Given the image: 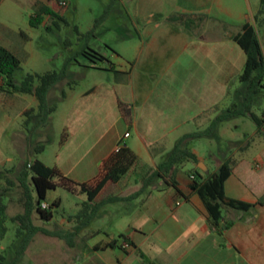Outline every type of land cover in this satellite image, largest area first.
Wrapping results in <instances>:
<instances>
[{
  "label": "crops",
  "instance_id": "0c3cea01",
  "mask_svg": "<svg viewBox=\"0 0 264 264\" xmlns=\"http://www.w3.org/2000/svg\"><path fill=\"white\" fill-rule=\"evenodd\" d=\"M126 1L139 38L132 45L133 54H116L119 69L112 63L86 65L101 74L86 92L75 94L71 87L65 94L73 102L68 105L60 151L49 165L76 182H93L118 146L127 148L136 161L105 186L99 199L136 191L175 142L192 132L184 127L204 126L233 106V94L239 91L233 93V79L240 75L245 55L232 36L243 23L253 22L259 6V0ZM181 15L188 25L178 19ZM230 143V155L223 160L231 158L233 166L224 192L255 205L246 211L223 208L230 225L221 232L211 226L201 198L189 184L195 168L205 177L223 160L213 155L207 159L190 139L186 145L198 161L175 171L177 189L167 175L136 198L102 205L76 235L73 247L38 231L18 264H264V134L256 128L245 140ZM250 146L255 151L244 154ZM212 160L215 165L210 168ZM17 175L9 178L11 185L0 181L7 209L10 204L18 208L8 217L22 211ZM85 199L84 195L82 202ZM80 208L59 220L52 215L47 222L33 215V222L42 221L48 230L70 228ZM123 241L129 245L124 247ZM0 254L13 256L2 242Z\"/></svg>",
  "mask_w": 264,
  "mask_h": 264
},
{
  "label": "rangeland",
  "instance_id": "374dc122",
  "mask_svg": "<svg viewBox=\"0 0 264 264\" xmlns=\"http://www.w3.org/2000/svg\"><path fill=\"white\" fill-rule=\"evenodd\" d=\"M42 1L0 0V45L7 47L20 60L21 68L14 75L16 83L27 73L59 72L68 63L65 79L47 93L49 104H55L56 108L50 114L48 123L36 129L32 137L33 145L41 143L44 146L39 153L30 149L26 138L28 133L22 124L25 119L23 111L36 105L34 96L0 91V170L8 171L7 176L11 179L16 177L24 162L30 158L52 165L66 133L68 105L73 102L65 94L70 92L71 87L75 94L86 92L90 81L100 76L101 72L86 67L90 64L89 59L84 54H77V51L85 46L90 47L105 57V60L98 61V65L109 67L112 63L119 69L120 59L116 54L132 56V45L139 39L132 27V17L126 11L129 1H115L109 14L94 24L110 0H44L61 18L44 16L42 23L32 26L29 17L36 13ZM258 33L264 52V22L258 26ZM236 91L233 94L234 104L243 105L245 90L238 76L233 79V93ZM251 109L258 116H264V89L257 95ZM207 126L196 127L191 124L184 129L194 131ZM254 129L256 125L249 116H237L223 121L211 136L191 140L207 159L213 155L222 161L226 155H230L231 139L235 143L245 140ZM260 130L264 134V123ZM254 151V146H250L244 154L251 155ZM214 163L209 162L210 168ZM0 181L5 184L4 179ZM82 197L84 195L56 187L47 191L44 201L47 204L56 198L61 201L60 206L52 209V215L59 220L63 214L77 209ZM17 211V206L10 204L7 214L10 216ZM6 225L8 229L2 243L6 246V253L13 255L20 241V237L16 236L18 224L7 220Z\"/></svg>",
  "mask_w": 264,
  "mask_h": 264
},
{
  "label": "trees",
  "instance_id": "16d2710c",
  "mask_svg": "<svg viewBox=\"0 0 264 264\" xmlns=\"http://www.w3.org/2000/svg\"><path fill=\"white\" fill-rule=\"evenodd\" d=\"M110 0L104 13L97 19L94 24L103 20L110 12L114 2ZM44 16L61 18L49 4L42 3L39 5L36 13L29 17V23L37 26L42 23ZM183 23L188 25L190 21L183 16L178 17ZM264 22V0H259V6L253 14V22H245L241 25L240 31L232 36V40L244 52L245 59L242 71L238 76L239 82L245 90L244 104H233L232 107L219 111L209 120L208 126L204 129H196L192 132L182 135L174 144L166 157L157 164L141 180V186L134 192L126 196H107L99 199L101 192L110 182H116L136 161L127 148L121 146L114 154L106 160L102 168V175L93 182H76L68 176L62 174L56 167L44 164L37 158L26 160L17 175V184L23 194L22 211L12 217L7 215V205L2 201L0 195V244L7 232V220L17 222L16 236L20 237L18 245L15 247L12 258L7 259L0 254V264H18L20 257L26 250L32 240L33 235L42 231L43 233L57 237L63 240L68 246H74L76 235L95 217L102 205L120 200H130L136 198L145 189L154 184L157 179H163L168 175L169 183L176 189L174 173L186 162L196 163L197 156L186 145L190 139L203 136H211L218 126L225 120L237 116H249L256 125L258 131L263 126L262 116L255 114L251 107L253 106L257 95L264 89V52L260 41L258 26ZM89 34V33H87ZM77 54H84L90 63L97 64L98 61L105 60V57L90 47H83L77 51ZM67 64L61 71H47L44 73H27L19 83L15 82V72L21 68L19 58L7 47L0 45V91L6 93L31 94L36 100V105L28 107L23 111L25 119L23 126L27 130V143L31 150L39 153L44 146L41 143L33 145V134L39 127L48 123L50 114L55 110V104H49L47 99L48 91L57 83L63 81L66 77ZM64 96V92H62ZM35 119L33 122H31ZM154 150V148H150ZM233 160L226 158L219 165L218 169L202 177L198 170L194 169V175L191 176L189 184L190 190L197 193L201 198L208 214L211 226L218 232L227 228L230 222L224 219L222 214L223 208L236 210H249L254 207L255 203L228 197L224 192V182L232 171ZM8 171L0 170V179H4L6 184L11 185L13 182L7 176ZM62 187L74 194H84L86 199L81 202V208L72 217V226L70 228H59L48 230L42 226L33 224V215L47 222L52 218V209L58 207L59 203L54 199L47 208H41V203L45 202L48 190ZM224 221L222 224L221 222ZM146 264H156L147 262Z\"/></svg>",
  "mask_w": 264,
  "mask_h": 264
},
{
  "label": "built area",
  "instance_id": "2783aa9c",
  "mask_svg": "<svg viewBox=\"0 0 264 264\" xmlns=\"http://www.w3.org/2000/svg\"><path fill=\"white\" fill-rule=\"evenodd\" d=\"M63 3H64V2H63ZM262 120L264 121V116H262ZM128 135H129L128 132H125V133H124V137H127ZM120 147H121V146H118L117 150H118ZM47 207H48V205H47L46 202H42V203H41V208H47ZM122 245H123L124 247H127L129 244H128L127 241H123V242H122Z\"/></svg>",
  "mask_w": 264,
  "mask_h": 264
},
{
  "label": "water",
  "instance_id": "95a60500",
  "mask_svg": "<svg viewBox=\"0 0 264 264\" xmlns=\"http://www.w3.org/2000/svg\"><path fill=\"white\" fill-rule=\"evenodd\" d=\"M34 225H39V226H43V227H47V225H45L42 221H39L38 224H36L35 222H33Z\"/></svg>",
  "mask_w": 264,
  "mask_h": 264
}]
</instances>
